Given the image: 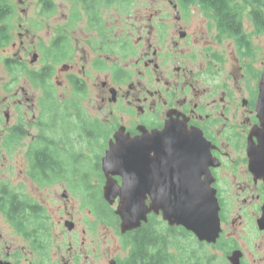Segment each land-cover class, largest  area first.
I'll list each match as a JSON object with an SVG mask.
<instances>
[{"label": "flooded vegetation", "instance_id": "flooded-vegetation-1", "mask_svg": "<svg viewBox=\"0 0 264 264\" xmlns=\"http://www.w3.org/2000/svg\"><path fill=\"white\" fill-rule=\"evenodd\" d=\"M101 1L0 0V264H264V64L201 2L160 0L167 11L112 24L88 8ZM213 31L235 43L236 63ZM148 134L130 180L147 212L122 231L120 198L104 190L123 178L103 160ZM181 188L215 198L204 207L215 230L209 213L193 231L154 211L155 194Z\"/></svg>", "mask_w": 264, "mask_h": 264}, {"label": "water", "instance_id": "water-1", "mask_svg": "<svg viewBox=\"0 0 264 264\" xmlns=\"http://www.w3.org/2000/svg\"><path fill=\"white\" fill-rule=\"evenodd\" d=\"M261 109V117L264 118V73L261 76V104L258 102L257 110ZM166 133H156L153 134V140L155 141V151L156 156H163V149L161 146L157 145L158 142H162L164 135ZM152 135L148 134L141 139V142L138 144H132L124 147H114L111 146L106 153V156L103 160V170L105 174L109 177L110 175H120L123 178V187L118 189L115 185V182L111 177L108 179L107 186L104 190L105 200L112 203L116 198H120L119 206L116 210V214L121 218V227L122 231L129 230L134 227L136 224H139L141 220L145 219L146 208L144 204L145 194L132 192L130 188V180L133 176V167L135 165V157H139L140 152L143 157H146L147 141H149ZM171 151H177V154L170 153L171 157L177 156L180 159V162L177 164L185 165L186 168L193 165L191 162V157H194L190 153L188 147L176 146L172 147ZM257 151L254 150V157L256 158ZM258 155V154H257ZM137 164H141V161H138ZM142 164H145V161L142 160ZM188 175H185L186 183L188 182ZM181 188L180 192L171 191L169 194H161L158 192L153 196V209L157 213L158 210H166L169 214L170 220L182 222L186 228L193 230L195 227L194 216L198 215L202 211V214L209 213L214 216L213 219H209L210 229L215 230L218 226L217 213L216 209L204 210L205 206L217 207L215 198L210 194H199L194 192L183 193ZM206 225L202 224L204 228ZM203 234H201L202 239L208 240L209 237L205 235L204 229Z\"/></svg>", "mask_w": 264, "mask_h": 264}, {"label": "rangeland", "instance_id": "rangeland-1", "mask_svg": "<svg viewBox=\"0 0 264 264\" xmlns=\"http://www.w3.org/2000/svg\"><path fill=\"white\" fill-rule=\"evenodd\" d=\"M70 4V3H68ZM62 9L59 8L60 12H66L70 10V6L67 5V3L59 4ZM168 5L166 6L165 2L160 1V0H133L131 3H129L126 6L123 7H111L109 9L105 10V17L106 19H111L112 24L117 23V19H134L137 18L138 15L143 14L145 15L146 12H165L167 11ZM169 12H172V10L169 8ZM79 12H82V10H79ZM250 12V6H242L241 11L239 14L238 19L241 20L242 26L241 29L245 31V33H250L252 34L250 36L251 39V47L253 50V53L256 54V62L254 64H264V32L261 33L259 36L258 35H253L252 32V21L251 18L248 16ZM264 13V10H263ZM124 22V21H123ZM207 22V21H206ZM190 24L194 25H201V28L203 27V24L205 21H188ZM215 35L216 33L209 32L208 36H206V39L212 44L214 49H217L219 51L226 50L227 54L226 59L229 61H234L236 63L237 61V53L235 51V43L232 42V40H225L223 44H219L215 40ZM235 46V47H234ZM75 201L77 202V198H74ZM54 200V197H53ZM54 204H57L54 202Z\"/></svg>", "mask_w": 264, "mask_h": 264}, {"label": "trees", "instance_id": "trees-1", "mask_svg": "<svg viewBox=\"0 0 264 264\" xmlns=\"http://www.w3.org/2000/svg\"><path fill=\"white\" fill-rule=\"evenodd\" d=\"M132 0H102L99 4H89V10L93 8V6L104 7L105 9H109L111 7L125 5V3L129 4ZM191 3H195L196 1L201 2L202 5L206 6L211 12L215 13L218 16L217 23L221 27L232 26V29L228 32L230 36L235 38L236 42L240 45L244 44L248 46L250 50L251 47V39L249 36L244 35L241 31V20L238 19L241 7L242 6H250L251 12L249 16L251 21L256 25L258 31L261 33L264 32V0H188ZM187 1V2H188ZM261 8V11H260Z\"/></svg>", "mask_w": 264, "mask_h": 264}]
</instances>
